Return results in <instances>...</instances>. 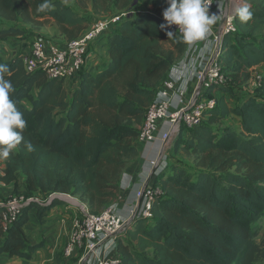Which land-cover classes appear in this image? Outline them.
Masks as SVG:
<instances>
[{
  "label": "trees",
  "instance_id": "1",
  "mask_svg": "<svg viewBox=\"0 0 264 264\" xmlns=\"http://www.w3.org/2000/svg\"><path fill=\"white\" fill-rule=\"evenodd\" d=\"M70 1L95 16L139 11L142 1L169 6V0H49L40 12L43 0H0V64L10 69L4 74L15 88L10 98L27 121L24 141L34 148L22 142L3 159L0 183L12 196L44 202L22 207L6 230L0 206V255L9 258L31 260L43 247L28 241L24 227L32 210L42 224L64 204L57 197L45 204L50 196L77 197L92 215L118 199L121 176L139 154L146 110L187 47L171 27L172 37L160 29L162 15L140 10L97 40L94 53L104 51L109 61L84 69L75 85L28 73V49L5 59L1 44L23 36L26 25L52 20L65 42L84 33L91 21ZM250 3L252 19L235 16L237 32L221 41L217 63L226 82L209 91L216 106L198 125L181 129L173 145L193 158L194 173L171 165L158 174L162 195L152 202L151 219H136L118 240L120 264H264V73L237 104L225 98L249 86L253 68L264 64V0ZM229 116L239 119L237 131L221 125Z\"/></svg>",
  "mask_w": 264,
  "mask_h": 264
},
{
  "label": "built area",
  "instance_id": "2",
  "mask_svg": "<svg viewBox=\"0 0 264 264\" xmlns=\"http://www.w3.org/2000/svg\"><path fill=\"white\" fill-rule=\"evenodd\" d=\"M232 7L231 13H219L220 29L212 38V52L208 64L195 76V91L192 99L184 101V91H175L173 81L166 79L157 91L156 98L147 108L143 124L139 129L138 146L149 145L160 140L161 148L157 157L150 160L148 166L155 179L163 171L166 154L173 150V145L180 130L198 125L203 120V113L216 106V98L210 95L215 84H222L223 78L217 59L220 55L221 41L224 36H233L236 32L234 19L242 0H227ZM216 0L209 6V14H213ZM133 11L125 10L109 18L90 20L87 30L78 38L57 44L42 38H35L27 52L23 54V65L28 73L42 72L48 79L63 80L65 84L73 85L79 80L84 69H88L90 61L94 59V47L102 36L116 29L125 19L133 17ZM171 29L181 37L176 26ZM96 57V56H95ZM93 69V67H92ZM256 85L261 83L259 73L253 75ZM250 80V82H251ZM173 97V98H172ZM0 169V174H1ZM132 178L123 173L119 182V191L130 190ZM162 195L160 185L142 186L134 192L135 203H124L126 213L110 205L101 213L92 215L82 208L83 216L73 223L67 244L63 250L66 259L71 258L79 249H83L86 256H92L95 264H120L117 253L118 240L133 222L138 219L149 220L152 217V202ZM54 196H50L45 204ZM30 202L44 204L39 199L23 196L8 195L5 201H0L4 207L2 214L3 230H6L16 218L20 209Z\"/></svg>",
  "mask_w": 264,
  "mask_h": 264
},
{
  "label": "crops",
  "instance_id": "3",
  "mask_svg": "<svg viewBox=\"0 0 264 264\" xmlns=\"http://www.w3.org/2000/svg\"><path fill=\"white\" fill-rule=\"evenodd\" d=\"M167 7L168 6L161 5V8L166 9ZM162 12H158L156 10L151 11V13L160 16L162 15ZM231 12H233L232 7L227 0H216L213 13L219 15V13ZM89 19L93 20L95 18L89 17ZM220 24V21L217 19L216 23L212 26L211 32L205 40L198 41L192 45L187 44L184 54L173 64L168 73L166 79L173 81L175 91H184V101L192 99L194 95L196 87L195 76L197 72L204 69L208 64V60L212 52V38L213 35L218 33ZM4 52L6 51L4 50ZM93 57L94 59L92 58V61H96V63L91 64L92 61H90L88 66V69H92L93 67L92 72L104 68L109 61V57L104 51L97 52V54L95 53ZM253 72L263 74L264 64L255 66L253 68ZM232 117L235 118V122H238V125L239 119L235 116ZM160 148L161 143L158 139L149 145L138 146V156L126 166L124 173L128 174L132 178L131 188L125 192L120 191L118 199L113 203L117 206V209L123 210L122 214L126 213L124 203H135L134 192L137 189L145 185L151 186L155 183L156 175H151L148 163L150 160L157 157ZM170 153L171 152L166 154L165 162H167ZM0 159L3 163L4 158ZM0 185L6 189V198L9 195L8 192H11V188L4 186L2 183H0ZM82 208H85V205L82 203L76 207H69L65 204L56 205L48 212V215L45 217L42 224L37 223L35 213L32 210L29 214V221L24 227V231L31 244L43 241V247L31 260L23 258H9L7 255L1 254L0 264H95L94 258L92 256H86L83 249L77 250L69 259H66L63 256V250L71 232L73 231V223L76 220H80L82 217Z\"/></svg>",
  "mask_w": 264,
  "mask_h": 264
},
{
  "label": "clouds",
  "instance_id": "4",
  "mask_svg": "<svg viewBox=\"0 0 264 264\" xmlns=\"http://www.w3.org/2000/svg\"><path fill=\"white\" fill-rule=\"evenodd\" d=\"M211 4L212 0H169V6L162 12L165 23L160 25V29L165 30L167 37H172L174 32L166 30L175 25L182 42L188 45L205 40L217 20L216 13L209 14ZM49 7V0H43L37 10L44 12ZM236 16L241 23L252 19L250 0H242ZM9 72L6 64H0V158H7L22 142L25 143L27 151H34L33 145L24 141L23 131L27 125L24 114L10 98L15 88L11 80L4 77Z\"/></svg>",
  "mask_w": 264,
  "mask_h": 264
},
{
  "label": "rangeland",
  "instance_id": "5",
  "mask_svg": "<svg viewBox=\"0 0 264 264\" xmlns=\"http://www.w3.org/2000/svg\"><path fill=\"white\" fill-rule=\"evenodd\" d=\"M67 4L72 7L74 10L80 11L83 15H86L88 17H94L95 19H100V18H109L112 16L117 15L118 13H120V11H113V13L108 14L106 16H95L91 13L90 9L87 8L85 10H80L77 9L76 4L73 1L67 2ZM141 5V6H140ZM140 10H156L158 12H162L164 10V8H161V4L159 2H150V1H142L140 2ZM131 10V9H129ZM127 10V11H129ZM133 11V16H135L139 11L137 10H131ZM13 25H17V24H13ZM25 31L26 33L18 38H14V39H7L5 40L1 45H3V48L6 52L2 51L3 55L5 56V59H10L12 56H14L15 54H19L22 50L28 49L31 42L35 39V38H42L44 40H48L57 44H61L65 41H62L63 38L59 35L58 30L56 25L54 24V22L52 20H45L42 21L41 25L39 26H35V25H26L25 26ZM4 58V57H3ZM97 60V58H96ZM96 61H92L91 64H95ZM257 73L253 72V75H255ZM261 75V74H259ZM223 81L222 84H224L226 82L225 77L222 75ZM249 86H245V85H239L236 86L233 90H234V98H230L228 96H226L225 98L227 99V101H229V103L231 105L237 104L238 102H240L242 100V98L244 97L245 94L248 93H253L255 92L256 88H258V85H256L253 80H251V82L248 84ZM216 96H219V93L216 94ZM235 118L232 116L227 117L225 120H223L221 122V125L224 127H230L231 129L237 131V123L235 122ZM172 153V154H171ZM171 153L169 154V158L167 160V162L164 163L163 168L165 169L167 166H171V165H177L181 168L186 169L188 172L190 173H194L195 167H194V162H193V158L191 156H188L186 153H184L183 151L180 150H176V151H171ZM166 164V165H165ZM2 166V161L0 159V169ZM163 169V170H164ZM8 194H10V192H8ZM5 195H7L6 189L0 185V201H5ZM69 196V195H68ZM72 200H68L67 202H64L65 205L69 206V207H76L78 206L80 203H82L77 197H72ZM83 204V203H82ZM76 205V206H75ZM85 211H87V209L85 208ZM82 216H83V212H82ZM82 218V217H81ZM261 231L264 232V217L261 220Z\"/></svg>",
  "mask_w": 264,
  "mask_h": 264
},
{
  "label": "water",
  "instance_id": "6",
  "mask_svg": "<svg viewBox=\"0 0 264 264\" xmlns=\"http://www.w3.org/2000/svg\"><path fill=\"white\" fill-rule=\"evenodd\" d=\"M54 197H57V198H59L60 200H62L64 202H67L68 199L72 200V198L70 196H68V195H57V196H54Z\"/></svg>",
  "mask_w": 264,
  "mask_h": 264
},
{
  "label": "bare ground",
  "instance_id": "7",
  "mask_svg": "<svg viewBox=\"0 0 264 264\" xmlns=\"http://www.w3.org/2000/svg\"><path fill=\"white\" fill-rule=\"evenodd\" d=\"M68 200H70V199H68Z\"/></svg>",
  "mask_w": 264,
  "mask_h": 264
}]
</instances>
